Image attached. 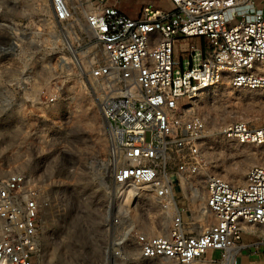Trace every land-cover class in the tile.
Segmentation results:
<instances>
[{"label": "built area", "instance_id": "1", "mask_svg": "<svg viewBox=\"0 0 264 264\" xmlns=\"http://www.w3.org/2000/svg\"><path fill=\"white\" fill-rule=\"evenodd\" d=\"M76 1L0 11V81L43 111L25 151H11L7 162L0 154V264H56L41 233L84 220L80 199L89 203L86 224L101 235L97 264H263L264 164L247 168L239 183L205 164L212 131L198 90H264V0H171L136 16L118 0H84L80 15ZM192 37L208 47L192 45L181 67L177 45ZM66 56L97 94L107 147L62 167L64 120L47 114L61 94L27 89L38 67L62 70ZM219 131L237 144L264 145V119Z\"/></svg>", "mask_w": 264, "mask_h": 264}, {"label": "rangeland", "instance_id": "2", "mask_svg": "<svg viewBox=\"0 0 264 264\" xmlns=\"http://www.w3.org/2000/svg\"><path fill=\"white\" fill-rule=\"evenodd\" d=\"M76 3L77 12L80 13L82 5L86 2L78 0ZM117 3L131 16L138 15L145 5L159 8L170 6L169 0H118ZM0 11L39 10L35 0H23L17 6L2 3ZM192 45L202 50L208 47L206 40L201 37L182 40L181 44L177 45V56L185 57L181 58V67L187 66L185 59L190 57L189 49ZM69 61L66 56L62 70L54 64H49L44 69L38 67V77L27 89L33 93L45 90V93L58 91L61 94L60 104L47 114L52 115L56 121L59 117L64 120L65 149L62 153V167L84 164L93 155L104 153L107 147L105 123L97 94L92 88H85ZM14 89L18 90L15 83L0 81V154L1 159L6 162L13 160L11 151H25L27 131L35 124L36 117L43 113L39 107L26 105V101L21 97L25 94L24 90L15 95ZM198 106L209 117L212 131L207 139V147L204 148L205 164L208 167L219 172L230 182L239 183L247 168L254 164H264V145L237 144L219 131L220 127L239 119H249L256 125L260 124L264 119V90L220 85L203 90ZM15 157L25 166V161ZM232 173L240 175V181L232 180ZM82 183L83 186H80L86 188V194H90L88 179L85 178ZM77 202L84 219L81 225L76 221L69 225L57 222L51 235L41 233L42 250L56 264H97L102 257L99 230L86 224L88 200L80 199ZM208 256L218 257L219 251H209ZM261 258L264 264V255Z\"/></svg>", "mask_w": 264, "mask_h": 264}, {"label": "bare ground", "instance_id": "3", "mask_svg": "<svg viewBox=\"0 0 264 264\" xmlns=\"http://www.w3.org/2000/svg\"><path fill=\"white\" fill-rule=\"evenodd\" d=\"M205 89H208V88L207 87H201V88H199L198 92L202 93V91L205 90ZM225 112H227V111L225 110ZM222 115H224V114H222ZM232 180L237 181V182L240 181V175H238L236 173H232ZM72 220H69V224H71L72 222L74 223L76 221V223H79V225H81L82 221L84 222V220H82L80 218V216L78 218H75V219H72ZM70 221H72V222H70ZM67 245H69V244H67Z\"/></svg>", "mask_w": 264, "mask_h": 264}, {"label": "crops", "instance_id": "4", "mask_svg": "<svg viewBox=\"0 0 264 264\" xmlns=\"http://www.w3.org/2000/svg\"><path fill=\"white\" fill-rule=\"evenodd\" d=\"M169 2H170V6H167V7H165V8H170V7L172 6V2H171V0H169Z\"/></svg>", "mask_w": 264, "mask_h": 264}]
</instances>
